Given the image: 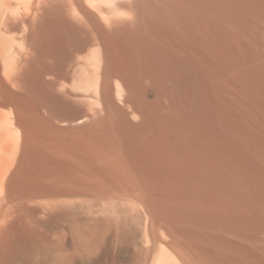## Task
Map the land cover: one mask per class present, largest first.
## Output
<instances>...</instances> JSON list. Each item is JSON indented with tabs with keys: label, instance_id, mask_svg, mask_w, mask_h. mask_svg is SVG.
Listing matches in <instances>:
<instances>
[{
	"label": "bare ground",
	"instance_id": "6f19581e",
	"mask_svg": "<svg viewBox=\"0 0 264 264\" xmlns=\"http://www.w3.org/2000/svg\"><path fill=\"white\" fill-rule=\"evenodd\" d=\"M45 235L264 264V0H0V242Z\"/></svg>",
	"mask_w": 264,
	"mask_h": 264
},
{
	"label": "rangeland",
	"instance_id": "374dc122",
	"mask_svg": "<svg viewBox=\"0 0 264 264\" xmlns=\"http://www.w3.org/2000/svg\"><path fill=\"white\" fill-rule=\"evenodd\" d=\"M47 227H52V224H48L46 228ZM48 230H50L49 233L51 235L52 229L48 228ZM0 243H1L0 251L7 252V255L4 254L2 255V257H0V264H7L11 262V260L13 259V256L9 253L13 251L14 252L17 251L19 257L22 256L20 259L17 256L16 260L18 259V261L17 263L15 261L16 264H53V257H52L53 240L51 236L45 235V236H41L40 238L33 237V238H30V240L29 239L28 240L27 239L3 240ZM36 250L38 252H35ZM32 253L33 255L31 256ZM7 258H10L11 260L9 259L10 261L7 262L8 261Z\"/></svg>",
	"mask_w": 264,
	"mask_h": 264
}]
</instances>
